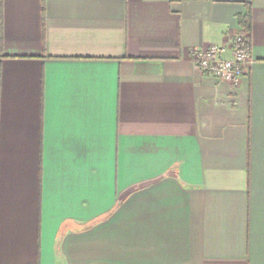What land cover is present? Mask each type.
Masks as SVG:
<instances>
[{
    "label": "crops",
    "instance_id": "obj_1",
    "mask_svg": "<svg viewBox=\"0 0 264 264\" xmlns=\"http://www.w3.org/2000/svg\"><path fill=\"white\" fill-rule=\"evenodd\" d=\"M0 264H264V0H0Z\"/></svg>",
    "mask_w": 264,
    "mask_h": 264
},
{
    "label": "built area",
    "instance_id": "obj_2",
    "mask_svg": "<svg viewBox=\"0 0 264 264\" xmlns=\"http://www.w3.org/2000/svg\"><path fill=\"white\" fill-rule=\"evenodd\" d=\"M193 59L203 73L239 86L254 63L251 34L245 29L232 33L228 44L193 50Z\"/></svg>",
    "mask_w": 264,
    "mask_h": 264
},
{
    "label": "trees",
    "instance_id": "obj_3",
    "mask_svg": "<svg viewBox=\"0 0 264 264\" xmlns=\"http://www.w3.org/2000/svg\"><path fill=\"white\" fill-rule=\"evenodd\" d=\"M241 24L246 30L251 31V15L249 13L241 17Z\"/></svg>",
    "mask_w": 264,
    "mask_h": 264
}]
</instances>
